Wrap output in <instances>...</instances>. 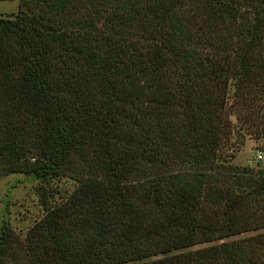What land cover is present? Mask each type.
<instances>
[{
    "label": "trees",
    "instance_id": "obj_1",
    "mask_svg": "<svg viewBox=\"0 0 264 264\" xmlns=\"http://www.w3.org/2000/svg\"><path fill=\"white\" fill-rule=\"evenodd\" d=\"M243 133L264 135V0H17L0 178L38 180L43 214L0 225V264H264V232L184 251L264 229Z\"/></svg>",
    "mask_w": 264,
    "mask_h": 264
},
{
    "label": "rangeland",
    "instance_id": "obj_2",
    "mask_svg": "<svg viewBox=\"0 0 264 264\" xmlns=\"http://www.w3.org/2000/svg\"><path fill=\"white\" fill-rule=\"evenodd\" d=\"M16 12L17 0L0 1L1 16L14 15ZM257 155H259V159ZM231 164L237 167H247L254 172L264 171V135L255 137L243 133V144L237 152L233 153ZM38 185L39 181L33 176L20 173H11L0 178V225L6 223L20 238H23L26 231L42 217L43 211L38 205L35 194V188ZM49 188L51 192L50 204L57 205L70 194L74 188V183L63 178L51 181ZM262 232L264 229L229 237L222 241L197 245L184 251H192Z\"/></svg>",
    "mask_w": 264,
    "mask_h": 264
},
{
    "label": "built area",
    "instance_id": "obj_3",
    "mask_svg": "<svg viewBox=\"0 0 264 264\" xmlns=\"http://www.w3.org/2000/svg\"><path fill=\"white\" fill-rule=\"evenodd\" d=\"M257 158L259 159V155H257Z\"/></svg>",
    "mask_w": 264,
    "mask_h": 264
}]
</instances>
